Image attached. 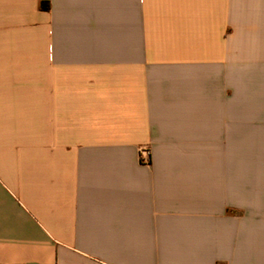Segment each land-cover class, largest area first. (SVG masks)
<instances>
[{
    "label": "crops",
    "instance_id": "1",
    "mask_svg": "<svg viewBox=\"0 0 264 264\" xmlns=\"http://www.w3.org/2000/svg\"><path fill=\"white\" fill-rule=\"evenodd\" d=\"M0 264H264V0H0Z\"/></svg>",
    "mask_w": 264,
    "mask_h": 264
},
{
    "label": "built area",
    "instance_id": "2",
    "mask_svg": "<svg viewBox=\"0 0 264 264\" xmlns=\"http://www.w3.org/2000/svg\"><path fill=\"white\" fill-rule=\"evenodd\" d=\"M142 154H143L144 156H148V151H147V150H144V151H142Z\"/></svg>",
    "mask_w": 264,
    "mask_h": 264
}]
</instances>
